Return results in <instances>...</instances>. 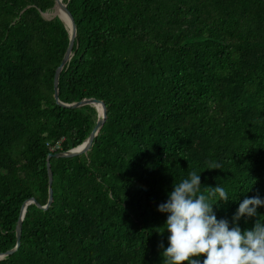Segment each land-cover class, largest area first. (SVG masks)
<instances>
[{"label": "trees", "instance_id": "trees-1", "mask_svg": "<svg viewBox=\"0 0 264 264\" xmlns=\"http://www.w3.org/2000/svg\"><path fill=\"white\" fill-rule=\"evenodd\" d=\"M53 3L0 0V254L21 204L46 203V156L81 145L96 121L90 106L53 100L68 42L56 16H40ZM62 4L75 38L57 99L101 101L105 118L85 154L49 159L51 204L26 206L0 264H163L158 207L192 171L202 189H225L213 210L230 228L245 198L264 200V0ZM258 220L264 207L236 226Z\"/></svg>", "mask_w": 264, "mask_h": 264}, {"label": "clouds", "instance_id": "clouds-1", "mask_svg": "<svg viewBox=\"0 0 264 264\" xmlns=\"http://www.w3.org/2000/svg\"><path fill=\"white\" fill-rule=\"evenodd\" d=\"M221 165L209 163V169ZM230 199L220 185L201 186V174L192 171L189 178L174 183L168 199L158 207L167 213L166 230L169 246L163 251V264H264V223L258 220L252 230L236 226L242 217H254L264 207L259 197L245 198L233 217V226L218 220L213 210Z\"/></svg>", "mask_w": 264, "mask_h": 264}, {"label": "water", "instance_id": "water-1", "mask_svg": "<svg viewBox=\"0 0 264 264\" xmlns=\"http://www.w3.org/2000/svg\"><path fill=\"white\" fill-rule=\"evenodd\" d=\"M53 8L60 9L66 15V17L68 19V29H66V27L61 22V20L56 17L63 24V26L65 27V29L67 31L68 42H67L66 48L62 54V57H61L58 65L55 68L54 73H53V77H52V90H53L52 97H53V100H54L56 105H58L62 108H65V109H67V108L76 109V108H80L82 106H90V107L94 108V110L96 112V121H95V124H94L93 128L91 129L89 135L82 142L81 145H79L78 147H75L73 149L67 150V151L50 153L46 156V159H45L46 175H47V200H46V203L44 206H40L33 199H28L27 201H25L21 204L20 209H19V217H18L17 223H16L15 228H14L15 245L12 249L4 252L3 254H0V260L6 256L11 255L19 246L21 220H22L23 214L25 212L26 206L32 204L36 208H39L41 210H46L51 204L52 191H51V173H50L49 163H48L49 159L50 158H55V159H57V158H72V157H75V156H78L81 154H85L89 150L92 139L98 133L100 127L102 126L104 118H105V107L101 101L90 98V99H83L81 101L74 102L71 104H63V103H60L57 99L58 76L72 56V47H73L74 38H75V26H74V22H73L72 17L70 16L69 12L66 10L65 5L62 4V0H54L53 6L51 7V9H53ZM42 14L43 13H41L40 16ZM41 18H42V16H41ZM96 105H98L100 108L99 112L97 111V109L95 107Z\"/></svg>", "mask_w": 264, "mask_h": 264}, {"label": "bare ground", "instance_id": "bare-ground-1", "mask_svg": "<svg viewBox=\"0 0 264 264\" xmlns=\"http://www.w3.org/2000/svg\"><path fill=\"white\" fill-rule=\"evenodd\" d=\"M52 10V17L56 16L57 18H59L61 20V22L64 24V26L66 27V29H68V19L66 17V15L58 8H53ZM97 111H100V108L98 105L95 106Z\"/></svg>", "mask_w": 264, "mask_h": 264}, {"label": "rangeland", "instance_id": "rangeland-1", "mask_svg": "<svg viewBox=\"0 0 264 264\" xmlns=\"http://www.w3.org/2000/svg\"><path fill=\"white\" fill-rule=\"evenodd\" d=\"M41 16L44 20H47V21L55 18V17H52V10L51 9L44 12Z\"/></svg>", "mask_w": 264, "mask_h": 264}]
</instances>
